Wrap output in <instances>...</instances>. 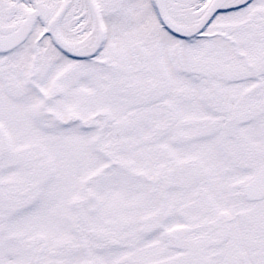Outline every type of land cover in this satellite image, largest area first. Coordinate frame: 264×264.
Here are the masks:
<instances>
[{
  "label": "snow or ice",
  "instance_id": "obj_1",
  "mask_svg": "<svg viewBox=\"0 0 264 264\" xmlns=\"http://www.w3.org/2000/svg\"><path fill=\"white\" fill-rule=\"evenodd\" d=\"M0 264H264V0H0Z\"/></svg>",
  "mask_w": 264,
  "mask_h": 264
}]
</instances>
